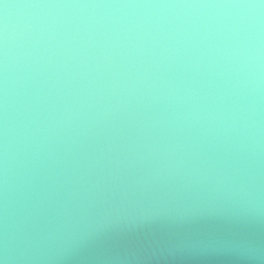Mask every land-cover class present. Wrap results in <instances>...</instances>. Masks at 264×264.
Instances as JSON below:
<instances>
[{
	"label": "clouds",
	"instance_id": "9594fccd",
	"mask_svg": "<svg viewBox=\"0 0 264 264\" xmlns=\"http://www.w3.org/2000/svg\"><path fill=\"white\" fill-rule=\"evenodd\" d=\"M262 133L264 0H0V180L6 200L18 142L31 194L23 227L10 230L5 204L0 264L56 245L70 255L114 227L66 239L74 225L54 203L66 173L113 162L244 193L234 210L176 212L177 227L264 220L241 167ZM181 243L264 264V246L239 231Z\"/></svg>",
	"mask_w": 264,
	"mask_h": 264
},
{
	"label": "water",
	"instance_id": "95a60500",
	"mask_svg": "<svg viewBox=\"0 0 264 264\" xmlns=\"http://www.w3.org/2000/svg\"><path fill=\"white\" fill-rule=\"evenodd\" d=\"M13 135L10 133V141ZM19 148L18 142L10 144L6 200L0 180V231L4 225L5 204L10 230L13 226L23 227L28 215L31 194ZM107 163L106 159L104 164ZM153 163L125 160L124 164L113 162L111 166L66 173L67 182L57 190L54 202L56 216L70 219L74 225L65 238L93 231L100 223L110 222L115 226L70 255L62 253L61 245L49 246L33 252L32 259L18 264H258L234 252L202 251L183 246L181 242L239 231L264 246V220L242 229L216 221L177 227L168 220L185 209L234 210L242 203L243 192L215 180L191 186L175 180L150 179ZM241 167L244 180L251 178L259 205L256 211L264 215V133L260 147L241 162ZM149 215L155 219L141 222ZM132 224L135 226L129 227Z\"/></svg>",
	"mask_w": 264,
	"mask_h": 264
}]
</instances>
